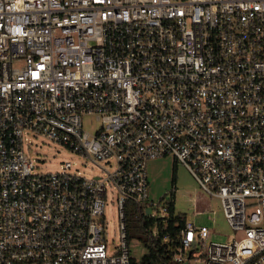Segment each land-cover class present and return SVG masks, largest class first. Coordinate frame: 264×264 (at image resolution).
I'll list each match as a JSON object with an SVG mask.
<instances>
[{"label":"built area","instance_id":"obj_1","mask_svg":"<svg viewBox=\"0 0 264 264\" xmlns=\"http://www.w3.org/2000/svg\"><path fill=\"white\" fill-rule=\"evenodd\" d=\"M35 132L110 168L40 172ZM168 154L233 231L211 239L194 210L174 259L264 264V0H0V264H141L127 203L156 224L176 215L149 193L147 163Z\"/></svg>","mask_w":264,"mask_h":264},{"label":"rangeland","instance_id":"obj_2","mask_svg":"<svg viewBox=\"0 0 264 264\" xmlns=\"http://www.w3.org/2000/svg\"><path fill=\"white\" fill-rule=\"evenodd\" d=\"M82 121L84 128L89 131H95L99 126L94 115H83ZM26 143L30 145L32 155L38 158L36 169L40 172L60 171L61 165L67 160L72 161L73 168L80 170L86 176L103 174L104 171L99 164L110 168L107 161L100 160L99 164L95 163L81 153L74 152L64 144L39 132L30 133ZM147 170L150 198L155 200L164 194L167 196L171 194L175 201L171 208L172 212L175 214L185 213L188 218H195L193 211H199L200 214L196 218L214 230L211 239L215 241L224 242L233 233L224 215L220 198L207 193L186 165L173 154L150 159L147 163ZM173 186H175L174 190ZM116 197L114 189L109 187L104 214L107 221V238L111 249L118 246L121 241ZM136 223L133 214L126 219L130 234L128 236L130 254L140 260L146 253L147 247L134 235L137 232L135 230ZM171 264H206V256L201 254L197 258H185L182 262L174 259Z\"/></svg>","mask_w":264,"mask_h":264},{"label":"trees","instance_id":"obj_3","mask_svg":"<svg viewBox=\"0 0 264 264\" xmlns=\"http://www.w3.org/2000/svg\"><path fill=\"white\" fill-rule=\"evenodd\" d=\"M127 218L133 214L137 221L134 233L147 247L146 253L139 260L141 264H171L174 260V252L179 245V232L185 224L186 214L179 212L176 215L169 216L166 222L155 223L153 218L146 215L142 208L127 203ZM127 226V225H126ZM157 228V234L154 235L153 229ZM168 234V237L165 236ZM128 233L127 226V237ZM136 262V259H133Z\"/></svg>","mask_w":264,"mask_h":264},{"label":"water","instance_id":"obj_4","mask_svg":"<svg viewBox=\"0 0 264 264\" xmlns=\"http://www.w3.org/2000/svg\"><path fill=\"white\" fill-rule=\"evenodd\" d=\"M147 212H150V209H147Z\"/></svg>","mask_w":264,"mask_h":264},{"label":"crops","instance_id":"obj_5","mask_svg":"<svg viewBox=\"0 0 264 264\" xmlns=\"http://www.w3.org/2000/svg\"><path fill=\"white\" fill-rule=\"evenodd\" d=\"M187 216V215H186ZM198 220V219H197ZM199 221V220H198Z\"/></svg>","mask_w":264,"mask_h":264}]
</instances>
